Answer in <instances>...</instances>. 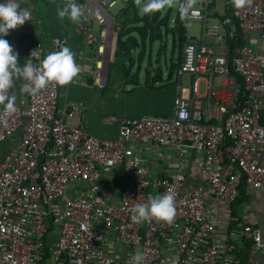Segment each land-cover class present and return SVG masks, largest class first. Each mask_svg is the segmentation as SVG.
<instances>
[{
    "label": "built area",
    "instance_id": "2783aa9c",
    "mask_svg": "<svg viewBox=\"0 0 264 264\" xmlns=\"http://www.w3.org/2000/svg\"><path fill=\"white\" fill-rule=\"evenodd\" d=\"M67 1L81 8L80 30L88 45H96L94 79L103 86L113 59L110 10L128 0ZM188 5L182 12L203 23L204 38L184 45L176 72L196 76L193 95H178L170 116L123 118L117 136L105 139L75 122L85 112L83 103L60 106L55 83L35 94L21 91L10 115L0 105V264H123L106 249L112 233L116 244L142 248V264H242L237 245L217 239L216 218L221 207L241 198V179L245 190L264 189V54L246 45L233 51L221 27L235 22L243 33H264V0H244L242 6L232 0L220 23L210 22L204 2ZM93 22L101 27L97 33ZM35 49L40 57L32 62L39 63L45 54L40 43L27 49L26 60ZM204 76L207 108L199 93ZM215 76L221 87L232 86L229 97L213 89ZM16 135L18 142L5 150ZM134 142L147 150H196L202 182L188 186L182 169L152 175ZM116 168L127 181L119 199L104 186ZM154 193L174 195L173 219L134 223L133 207ZM238 236L264 253L260 228L244 224Z\"/></svg>",
    "mask_w": 264,
    "mask_h": 264
},
{
    "label": "crops",
    "instance_id": "0c3cea01",
    "mask_svg": "<svg viewBox=\"0 0 264 264\" xmlns=\"http://www.w3.org/2000/svg\"><path fill=\"white\" fill-rule=\"evenodd\" d=\"M149 0H146L148 2ZM158 1V0H157ZM170 1V0H169ZM167 2L163 15L170 13L169 27L173 29L176 25V19L179 14L174 15L173 6ZM206 1H209L206 4ZM192 0V3L199 4L204 2L206 13L210 22L220 23L225 17L230 14V3L232 0ZM21 7L30 9L32 16L31 21H26L22 26H18L14 30H9V34L5 37L13 50L19 54L21 41L24 38L33 41L32 46L40 43L45 49L44 58L49 52L59 50V47H69L75 54V62L79 65L81 71L71 82L59 89V103L62 107H67L71 102H81L85 106V112L80 120H75L87 132L105 139H111L117 136L119 129V121L123 118H140L143 116H170L173 111L174 102L178 95L192 96V82L196 76L184 74L181 77L177 75L175 64L179 63L180 57L179 44L175 43L177 35H166L161 41H146L145 47L140 46L136 50V60L134 66L129 71V76L126 73L129 68V63H125L123 72L124 78L112 80L110 83L111 66L115 62V53L117 49V33L114 23V37L112 39L111 48L113 50V59H111L106 68V82L103 86L96 84L95 62L94 57L97 55L96 45H88L85 42V35L80 30V22L73 23L68 17H60L58 12L61 8L68 4L67 0H18ZM189 0H184V4ZM157 3V2H156ZM119 5L118 9L113 12L112 9ZM126 3L116 1L111 7V13L116 16L122 14ZM169 6V7H168ZM155 7V6H154ZM143 5L140 9L142 13ZM154 11V8L152 12ZM189 21L193 20H188ZM199 22V21H197ZM186 23V36L188 40H201L204 38V25L202 24L201 37L197 39L194 35H188ZM101 27L96 23H92L94 32H98ZM165 29V28H164ZM221 32L225 34L226 41L234 45L232 49H237L241 46L251 47L254 51L264 54V33L241 32L236 23L223 25ZM137 36V35H136ZM139 39V37L137 36ZM234 40H238L234 41ZM212 42L211 40H207ZM156 43H160L157 51V57L154 61L153 53ZM231 46V47H232ZM164 49V51H162ZM171 51V52H170ZM140 52H144L143 60H138ZM165 56V67L162 66L161 53ZM170 52L171 58L168 53ZM147 59V60H146ZM145 62V63H144ZM145 64V65H144ZM174 68V69H173ZM119 71L118 73L120 74ZM176 72V73H175ZM137 76L138 85L130 83L133 76ZM208 78L200 77L199 93L203 96V105L207 108L209 99ZM221 78L215 76L213 78V89L219 91L218 95L229 97L233 90L232 86L227 85L221 87ZM111 84V85H110ZM21 93L20 84L15 87ZM184 89V90H183ZM12 94V93H11ZM15 100L18 101L19 99ZM219 98H213V100ZM264 101V98H263ZM110 117H116L115 121H109ZM19 136L16 135L8 141L6 149L14 146L18 142ZM136 153L141 155L147 162L152 175L162 177L165 174L175 173L182 169L187 174V185L197 186L202 182L200 165L202 157L194 149H188L183 152L178 151L173 147H163L152 145L150 149H145L140 142L131 144ZM126 177L122 168H116L104 180L105 188L109 189L115 199L121 197L122 190L126 184ZM241 198L230 206H223L218 211L216 218L217 223V239H229L237 245L238 254L242 260V264H253L257 258L258 264H264V253L256 254L255 247L245 248V241L249 239L239 238L238 234L241 231L242 225L250 224L256 228H260L264 236V189L251 188L245 190L243 179L240 180ZM156 193H154V196ZM237 218L238 221H234ZM143 231V230H142ZM235 233V234H233ZM112 233L106 243V249L113 253L118 260L123 264H131V258L135 254H141L142 248L137 247L131 250L123 245L116 244ZM56 237H53L55 241ZM246 249V250H245ZM171 256V255H170ZM244 259V260H243Z\"/></svg>",
    "mask_w": 264,
    "mask_h": 264
},
{
    "label": "clouds",
    "instance_id": "9594fccd",
    "mask_svg": "<svg viewBox=\"0 0 264 264\" xmlns=\"http://www.w3.org/2000/svg\"><path fill=\"white\" fill-rule=\"evenodd\" d=\"M237 6H242L244 0H235ZM192 0H189L190 6ZM60 17H68L73 23H79L81 8L75 2H70L58 12ZM29 8L21 7L18 0H0V105H3L5 115L15 112V96L9 95L17 81H20L21 91L35 94L46 88L50 83L64 86L71 82L81 71L75 62V54L69 47H59V50L49 52L39 63L32 60L40 57V52L33 50L23 67L18 66L19 54L13 50L5 37L9 30L31 21ZM31 58V59H30ZM6 123V121H3ZM175 197L171 193L150 196L146 203H137L132 209L131 219L140 223L148 219L171 222L175 215ZM142 254H135L131 264H142Z\"/></svg>",
    "mask_w": 264,
    "mask_h": 264
},
{
    "label": "trees",
    "instance_id": "16d2710c",
    "mask_svg": "<svg viewBox=\"0 0 264 264\" xmlns=\"http://www.w3.org/2000/svg\"><path fill=\"white\" fill-rule=\"evenodd\" d=\"M168 1L169 0H161L159 3L157 0H149L148 2H146V0L127 1L122 14L116 16L115 18L117 49L115 53V62L111 66L109 76L110 80H119L121 78H124L123 72L125 70L124 65L126 62H128L130 66L128 68V71L125 73L126 77L129 76V71L135 64L137 48H139L140 46L145 47L146 41L148 39L152 42L161 41L163 36L170 34H173L174 36L177 35V40L175 41V43L178 42L180 57L182 56L179 63L175 64V70H177V68L181 65L183 61V48L185 43L189 41L186 36V23L188 19L187 16L182 12V7L184 5V0H182L179 14L176 19V25L173 29H171L169 27L170 13L167 12L165 15H163ZM142 5L143 9L142 13H140ZM153 8L154 11L152 12ZM136 35L139 37V39ZM234 41L238 42V40ZM234 43L235 42H233L232 45H234ZM232 48L233 46L231 47V49ZM232 50L234 51V49ZM143 56L144 52H140V54L138 55V60L140 62L143 60ZM119 71L122 72H120L119 74ZM137 76L138 75L136 74V76H134L135 78H133V76L131 77V84H139ZM19 84H21V82L17 81L13 89ZM244 244L245 248L249 249L252 245L254 246L252 240H246Z\"/></svg>",
    "mask_w": 264,
    "mask_h": 264
},
{
    "label": "rangeland",
    "instance_id": "374dc122",
    "mask_svg": "<svg viewBox=\"0 0 264 264\" xmlns=\"http://www.w3.org/2000/svg\"><path fill=\"white\" fill-rule=\"evenodd\" d=\"M161 0H158V3L160 2ZM221 2V0L220 1H218L217 2V4H219ZM169 3L171 4V6H173V10H174V15L173 16H175V14L177 13V11H178V7H179V5H180V0H170L169 1ZM119 5H121V4H118L117 6H115L113 9H112V11L113 12H115L119 7ZM169 7V6H168ZM187 28H188V35L189 36H195L197 39H199L200 37H201V32H202V24H201V22H197V21H189L188 23H187ZM165 37V36H164ZM165 38H167V37H165ZM163 40H164V38H163ZM159 46H160V43H156V45H155V49H154V53H153V57H154V61H155V59H156V57H157V51H158V49H159ZM162 51H164V49H162ZM171 52V51H170ZM170 52L168 53V56H169V58H171V54H170ZM161 55H163V52L161 53ZM162 60H161V64H162V66L163 67H165V56L163 55L162 57ZM147 60V59H146ZM145 63V62H144ZM145 65V64H144ZM176 73V72H175ZM175 78H177V73H176V75H175ZM113 81L112 80H110V83H112ZM111 85V84H110ZM11 95H13V96H15V98H18V96H19V91L16 89V88H14L13 89V91H12V94ZM16 101V100H15Z\"/></svg>",
    "mask_w": 264,
    "mask_h": 264
},
{
    "label": "water",
    "instance_id": "95a60500",
    "mask_svg": "<svg viewBox=\"0 0 264 264\" xmlns=\"http://www.w3.org/2000/svg\"><path fill=\"white\" fill-rule=\"evenodd\" d=\"M33 41L31 39L24 38L21 41L19 50L18 66L23 67L26 62V51L32 46Z\"/></svg>",
    "mask_w": 264,
    "mask_h": 264
}]
</instances>
